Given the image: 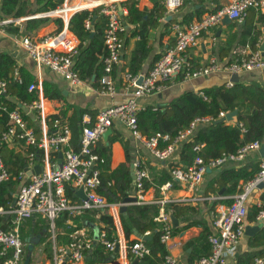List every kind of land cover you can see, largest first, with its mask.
I'll use <instances>...</instances> for the list:
<instances>
[{
  "label": "built area",
  "instance_id": "1",
  "mask_svg": "<svg viewBox=\"0 0 264 264\" xmlns=\"http://www.w3.org/2000/svg\"><path fill=\"white\" fill-rule=\"evenodd\" d=\"M126 0H62L55 8L37 12L31 17H58L62 21L59 30L33 38L23 35L19 45L36 62L39 67H47L62 75L71 85L81 83V78L74 68V57L78 52L79 39L69 30V20L73 14L80 11L98 10L105 19L103 30V45L105 53L102 56L103 73L100 77L102 89L110 96H114L116 90L112 79L114 66L120 61L124 40L122 33L125 30L122 15L124 13L123 3ZM166 7L172 11L180 6L181 0H164ZM1 3V0H0ZM256 7L264 9V0H231V2L218 10L207 11L199 19L188 24L174 22L171 27L175 34L174 43L167 47L160 57L143 78L140 84L136 83L137 76L127 73L125 78L132 85L129 98L120 103L112 104L97 112L92 119L87 113L81 116V134L79 149L72 150L69 147L70 130L67 124L59 119H54L57 132L52 135H44L36 138L32 128L27 126L20 110L14 108L8 112L7 128L1 133V139L8 144L21 140L25 145L32 148L49 151L63 149V161L58 166L42 168L39 172L33 170H21L18 173L11 172L0 157V183L10 180L24 182L16 192L14 203L8 210L0 206V216L11 215L8 229L0 227V256L3 260L0 264H22L26 252L24 243L20 236L22 221L32 218L39 213L49 222L51 229L54 228L55 219L63 210L80 213L85 208H101L107 206L112 212V218L119 224L118 208L122 203L108 202L106 197L99 193L98 188L101 180L99 177V166L104 164L105 158L100 156L94 149L95 143L102 137L111 126L114 119L120 120L131 132L134 139L148 148L151 154L158 160H165L174 152L177 144L189 137L195 127L204 122L214 120L212 116H196L188 126L176 135L165 147H159V140H168L169 135L155 134L147 136L143 134L137 125L138 113L145 108L139 102V98L157 93L163 87L164 82L171 81L177 74L183 71V78H195L206 76L212 72H225L227 75L239 74L243 71L264 70V48L255 50L250 55L242 58L235 57L232 61L222 67L211 60L210 63L197 69H192L187 57V49L198 44L202 33L220 22L224 15L232 20L241 21L246 15L247 9ZM24 17L15 16L0 19V27L8 24H18ZM84 28H92V19L89 15L84 20ZM13 78L17 82L22 79L18 68H14ZM9 80L0 78V94H6ZM227 86L233 82L227 81ZM38 86L31 82L27 89L33 91ZM32 109L43 110L42 100H33L28 104ZM4 110L5 107H0ZM224 111L218 116L223 118ZM241 126V124H240ZM241 130L244 127L241 126ZM258 140L245 142L235 153H222L215 158L204 160L200 155L195 156L192 164L183 167L175 165L170 169L172 179L185 183L190 187L202 182L204 174L208 169L220 167L228 160H241L250 152L259 149ZM201 144H195L193 149L198 151ZM31 159L34 153L30 154ZM133 193L136 204L158 203V214L155 220L161 225L160 242L164 245L172 237V220L163 208L164 199L146 198L145 180L149 179L147 169L142 165L140 159L133 162ZM70 184L74 191L80 187L83 189L85 199L77 206L69 203L66 194V186ZM264 191V160L259 163L257 172L251 179L246 181L241 190L233 197L231 204L218 206L214 217V232L209 235L211 251L208 255H202L194 259L192 264H227L226 258L245 233V216L247 213L246 201L253 189L259 188ZM172 186L171 181H166L160 188L162 191ZM260 204V203H259ZM264 218V209L257 213V220ZM149 232H145L148 234ZM72 240L63 245H54L53 260L55 264H91L86 262V255L93 246V239L83 229L74 230L71 233ZM96 240L107 251H114L117 247V256L114 259L99 264H132V260L143 259L151 254V248L140 238L126 241L123 234L109 238L105 230H100ZM161 264H183L179 257L167 252L162 256ZM254 264H264V257L254 259Z\"/></svg>",
  "mask_w": 264,
  "mask_h": 264
},
{
  "label": "crops",
  "instance_id": "2",
  "mask_svg": "<svg viewBox=\"0 0 264 264\" xmlns=\"http://www.w3.org/2000/svg\"><path fill=\"white\" fill-rule=\"evenodd\" d=\"M29 1L31 2V4H33L34 2V0H29ZM135 2L137 8L140 11H144V10L149 11L153 9L154 4L156 2L159 3L163 2L165 4L164 0H135ZM230 2L231 0H203L201 5L194 6L193 3L190 1L184 3V0H181L180 6L177 7L176 10H172V11H170L165 5L166 7L165 15L159 18L157 20V23L150 26L148 29L146 44H145V48L146 47L148 48V53L145 59L143 60L141 67L138 68L136 74H131L128 71V69H129L130 58L138 48L139 36L131 34L134 25H130L127 23L128 9L123 3L124 13L122 15V18L124 21L125 30L122 33V37L124 40V47H123L121 59L114 66L111 75L116 90L114 96H110L106 92H104L101 85L97 87L94 84L93 79L95 74H93L90 77V79H81V83L77 85H71L68 82V80H66L62 75L50 70L47 67H39L36 64V62L23 50V48H21V46L17 42L23 35H30L33 38H40L43 35L59 30L62 26V21L60 18L48 17V20L43 24L39 25L38 27L33 29L32 28L27 29L25 21L28 18H31V16L30 15L22 16L24 17V19L20 23L15 24L17 26H14L17 27L16 33L7 31L5 29L6 25L0 27V52H10L12 56L16 58L18 68H24L34 77V81L31 82L36 83V85L38 86L35 89L37 91L38 97L33 100L43 101V110L41 111L38 109H32L28 107V104L33 100L30 102L20 103L18 110H20L23 118L26 120L27 126L32 128L36 138H40L44 135H52L58 131L57 128L54 126V122H53L54 119H59L62 123L67 124L70 130L69 147L72 150L75 151L78 150L81 127H82V123H81L82 114L87 113L93 119L99 110L107 106H110L112 104H120L126 101L129 98L133 88L132 85L129 84V81H127V79L125 78V75L129 73L132 76H137L136 78L138 80L140 76L146 74L149 71V69L153 66L154 62L160 57L163 51L174 43L175 34L171 27V25L174 22H179L180 24L185 25L186 23L182 21L184 14L191 13L193 15L191 21H193L199 19L205 12L218 10L220 8L227 6ZM249 9L253 11L254 14L255 32H258L257 35L258 43L256 50H259L261 48V45L264 43V9L250 7L247 9V11ZM196 16H198V18ZM8 17H12V16H8ZM8 17H2V18H8ZM244 18L241 21L231 19L232 21L229 24H227L222 22L223 20L222 17L219 23L211 27L209 30L203 32L198 44L195 46H191L187 49V57L191 64L192 69L203 67L208 63H210L211 60H214L215 63L224 67L228 65L233 58L246 57L250 55L252 52H254L255 50H252L249 45V39L251 36L254 35V32L250 36H247V34L244 33ZM70 31L72 34L78 37L72 30ZM88 31L92 32L93 27ZM79 45H80V39L78 44V52L74 57V68L77 70V72H78V68H76V61L80 53ZM103 50L105 53L104 45H103ZM103 54L100 56L101 62H102ZM99 71L100 74L102 75L103 65ZM180 74H182L181 78L179 77ZM238 77H239L238 81L248 82L251 80H256L264 84V70L243 71L242 73L238 74ZM230 78L231 75L229 76L225 72H212L206 76L184 79L183 71H182L179 74H177L176 77H174L171 81L164 82L163 87L159 92L151 94L149 96L141 97L139 98V102L144 106L152 105L155 107L156 105H162L164 103L169 102L171 99L182 94L185 91L197 92L203 87L217 86L222 83H225V85L227 86L226 83L228 80H230ZM43 82L50 83L52 87L56 90V93L59 94V96L56 98L44 97L42 91ZM224 112L227 114L230 111H224ZM225 116L223 117L224 119L220 121H225L228 124H234L236 122V115L231 120L226 119ZM219 119H221V117L217 116L211 122H216V120ZM205 123H209V122H204L200 124H205ZM109 128L111 129V132L105 136H102L95 143V147H94L95 151L99 155L100 154L102 155L104 153L103 148L109 146L110 155H109V160L107 162L108 171L115 170L122 163H124L126 161V156H127L126 153L128 152L129 156L131 157L129 163V171H130V164L135 159H140L142 165L148 171L149 179L147 181L150 183V186L147 188L145 187L146 198H150V199L154 198V200L164 199V201L167 202L168 201L188 202V204L190 203L189 205L192 206L193 208L192 210L187 211L185 213V216L181 217L180 219H177L178 220L177 226L172 225V228L179 227V230L176 233H172V237L170 238L168 243L164 245L165 250L179 257V259L182 261L183 264H192L195 258L194 259L191 258L192 247L189 246L188 243L195 241L200 236V234L204 230V226L207 227L210 231V234H212L215 231L213 226V217L216 210L218 209V206L228 205L221 202H217L215 205H213V201L215 199L233 198L234 195L241 190L243 184L245 183V181L241 180L239 182V190L233 195H227V194L223 195L224 188H222L216 194H210L209 196H205V191L208 182L212 178L217 176V174H219V172L223 168H239L244 165L251 166L252 164L256 163L258 170L259 163L264 160V151L261 149V146L259 149L254 150L249 154H247L241 160H228L220 167L209 169V171H206V173L204 174L202 182H200L196 186L190 187L185 183L176 181L173 183V185L170 188H168L165 191H162L160 186L163 183L161 185H157V181L162 177L164 170L165 171L169 170L170 164L183 166V163H181L179 160L180 150H181L180 145L184 141L190 140L191 135L177 144L174 152L171 154L170 157H168L165 160H158L151 154L148 148H146L142 143H140L139 141L133 138L130 130L120 120L114 119ZM244 130L241 131L243 132ZM111 136L116 137V139H114L112 142H110ZM258 141L260 142L261 145L264 144L263 140L262 141L258 140ZM8 145L10 147H14L16 150H21L23 147H31L25 145L24 142L21 140H18L13 144H8ZM201 145L203 146V144ZM63 155H64L63 149L54 150L52 148H49V151L42 150L40 157H37L36 159L30 158L31 160L24 167L23 171L27 170L28 168V170H33V172H35L34 167L36 165L40 166V170L42 168L46 169L47 167L50 166H58L63 161ZM257 170L255 171V173L257 172ZM11 181H16V180H11ZM16 182H18V184L14 192V200H15L16 192L19 189L20 185L24 182V179L20 181L18 180ZM133 183L134 182L132 179V190L128 194V196H130L133 193ZM68 186L71 187V185L67 184L66 194H67ZM68 199L70 205L72 206H77L82 201V197L79 194H77V192L72 197L68 196ZM123 200L117 202L122 203V205L125 204L126 208L129 204H136L135 202L124 203ZM115 201H111V202H115ZM152 203L154 202L145 203V204H152ZM261 206H264V191L261 189L260 186L259 188L253 189L248 195L246 201L247 213L245 216V228L247 226H249L250 228L258 226V228L254 230L251 235L244 233L238 245L235 247L232 253L227 256L226 258L227 264H236V258L239 254H242L249 250H254V248H250L248 246V242L252 236L258 233V230L262 227V225H264V218L261 221L257 220V213L261 209L260 208ZM258 208L260 209L256 212L254 219H250L249 216L251 214L252 209H258ZM122 212H120L118 208V217L119 214ZM109 213L110 215H112L110 209H109ZM168 214L170 215V213ZM10 219H11V215L7 217L6 220H4L6 222L7 229L9 228L10 225ZM188 220L200 222V224L191 225L187 228H182L184 224L187 223ZM57 221H58V217L55 219L54 228L51 229L49 226V222L45 219V217L37 213L32 218H28L22 221L20 227V236L22 234H26L28 236L27 238L29 239L30 238L32 239V237L35 236L40 241L42 240L43 232H45V227L48 225V227L52 230V234H53V239L51 241L52 243L51 264H55L53 260L54 245L58 246V245L67 244L68 239L66 238L67 237L71 238L70 235L73 232L72 231L67 235L65 229L62 226H60V224L56 225ZM65 224L66 227L68 228L69 226L72 225V222L70 219H67L65 221ZM114 224L116 225L115 237L118 234H123L124 236V233L121 228L120 217H119V224H116L115 222ZM94 225L102 226L103 224L100 222H96ZM78 229H83L87 233V235L93 239V242L96 240L97 234L94 233L92 235L91 228L80 227ZM145 232H149V233L145 234ZM145 232L143 236L137 235L136 232H133L129 236L128 242L140 237L144 240V242L146 239L151 240L152 236L150 235V231H145ZM37 233H40L41 236L40 237L37 236ZM114 253L116 254L117 251L114 250ZM150 256L154 258V255H152V253L149 255V257ZM31 260H32V251H31ZM47 261L50 264V258L48 257L47 260L46 257L43 256L42 258H40V262L38 264H46ZM99 263L102 262H97L93 264H99ZM145 263H146V259L144 261H142V259L138 260V264H145ZM158 264H161V259L158 260Z\"/></svg>",
  "mask_w": 264,
  "mask_h": 264
},
{
  "label": "trees",
  "instance_id": "3",
  "mask_svg": "<svg viewBox=\"0 0 264 264\" xmlns=\"http://www.w3.org/2000/svg\"><path fill=\"white\" fill-rule=\"evenodd\" d=\"M62 0H34L33 4L29 0H1L0 3V18L8 16H29L36 12H43L55 8ZM190 1L193 5H201L203 0H184V3ZM128 9L127 23L134 25L132 33L139 36V43L136 52L131 56L129 61L128 71L131 74H136L141 67L143 60L147 56L148 48H145L146 37L150 26L157 23V20L165 15L166 7L163 2H156L154 8L149 11H140L135 0H126L124 2ZM91 15L93 20V31H88L84 28V20ZM146 16V18H145ZM192 14L186 13L183 20L188 24L192 20ZM198 18V16H196ZM48 20V17H31L26 22L27 29H33L43 24ZM254 14L250 9L244 18V33L250 36L249 45L252 50L257 49L258 32H255ZM15 24H8L5 29L9 32H17ZM105 27V19L99 14L98 10L80 11L70 18L69 29L72 30L80 39V53L76 61V68L81 79H90L94 76V84L99 87L100 83V68L102 62L100 56L104 53L103 50V29ZM18 68L16 58L10 52H0V78L9 80V87L6 94H0V157L6 167L13 173H18L31 160L30 154L33 152L34 157H40L41 151L37 148L23 147L21 150H16L10 147L8 143L1 139V133L7 128L8 112L14 108H18L22 102H30L38 97L37 91H28L27 87L34 77L24 68H18L22 81L19 83L13 78L14 68ZM195 69V68H193ZM182 77V74L179 75ZM97 81V84H96ZM42 91L44 97L56 98L59 94L50 83L43 82ZM201 92V93H200ZM237 109L236 122L228 124L225 121L209 122L198 125L191 134L190 140L181 143L180 162L183 166L192 164L195 156L200 155L207 160L215 158L222 153H235L245 142L252 140L264 141V84L251 80L248 82L237 81L230 87L225 83L217 86H207L199 91H185L182 94L174 97L169 102L162 105L145 106L137 116L138 129L145 135L151 136L155 134L169 135L168 140H159V147H165L171 140L183 131L190 121L196 116L209 115L216 118L220 111H231ZM244 131H241V126ZM116 139L115 136L110 137V142ZM195 144H203L198 151L193 149ZM102 157L105 158L104 164L100 166V186L99 193L106 196L108 201H122L132 190V179L129 171V163L131 157L127 152L126 161L117 169L108 171L107 162L109 160V146L103 148ZM175 164L169 165L168 171H163L162 177L157 181V185H161L167 180L172 181L170 169ZM257 170V164L251 166L244 165L239 168H223L217 176L212 178L207 185L205 196L216 194L220 189L224 188L223 195H233L239 190V182L241 180L248 181L251 179ZM18 182L5 181L0 183V206L4 210L12 207L14 201V192ZM144 186L147 188L150 183L145 180ZM76 191L70 186L67 188V195L72 197ZM233 198L215 199L213 205L217 202L231 204ZM190 204V203H189ZM188 202L164 201L163 208L165 212L170 213L171 217L180 219L185 216V213L192 210V206ZM261 209L264 206L260 207ZM252 209L250 219H254L256 212L260 209ZM159 205L152 204H129L125 211L119 214L121 228L125 239L129 241V236L136 232L137 235H144L145 231H150L151 240L146 239L145 242L151 248V253L154 258L147 256L145 264H158V260H162V256L167 253L164 244L160 242L161 225L154 218L158 214ZM98 215V216H97ZM7 214L0 216V227L7 229L6 218ZM70 219L72 225L66 227L65 221ZM96 222L103 225L95 226ZM60 224L67 235L80 227L91 228L92 235H98L100 230H105L109 238L115 237L116 225L112 215L109 213L107 206L101 208H85L80 213H74L70 210H63L58 216L56 225ZM200 224V222L188 220L182 228H187L191 225ZM179 227H173L172 233H176ZM210 231L204 226L200 236L191 243L192 247L191 258H196L202 255H208L211 251V244L208 241ZM40 237L41 234L37 233ZM23 243L31 242L26 234H22ZM69 243L72 238H66ZM248 246L254 250L246 251L239 254L236 258V264H254V259L264 256V225L258 230L254 236L249 239ZM25 252L27 253V247ZM158 254V255H157ZM117 254L114 251L105 250L97 240L93 242L92 249L86 255L87 263L105 262L114 259ZM3 257L0 256V263Z\"/></svg>",
  "mask_w": 264,
  "mask_h": 264
},
{
  "label": "water",
  "instance_id": "4",
  "mask_svg": "<svg viewBox=\"0 0 264 264\" xmlns=\"http://www.w3.org/2000/svg\"><path fill=\"white\" fill-rule=\"evenodd\" d=\"M95 17H96V15L93 16V19ZM231 21L232 20L227 15H224L222 22L229 24ZM263 48H264V43L261 45V48L260 49L262 50ZM142 78H143V76H140L139 77V79L137 80V84H140L141 83ZM238 79H239L238 74H232L231 75V78H230L231 81L237 82ZM236 113H237V109L232 110V111H230V112H228L226 114L225 118L231 120L236 115ZM223 119L224 118H221V119L216 120V121H220V120H223ZM110 132H111V129L108 128L106 130V132L102 136H105V135L109 134ZM261 149L264 151V144L261 145ZM34 170H35V172H39L40 171V166L39 165H36L34 167ZM207 171H209V169ZM130 172H131L132 179L134 180L133 164L132 163L130 164ZM259 186H262V184H260ZM76 192H77V194H79L82 197V200L85 199V194H84L83 189L81 187ZM123 202L124 203H127V202H135V197L132 196V195L127 196V197L124 198ZM125 209H126V205L125 204H123V205H121L119 207V211L120 212L124 211ZM171 220H172V225L173 226H177L178 220L176 218H174V217H171ZM257 228H258V226L251 227V228L249 226H247L245 228V234L251 235L253 233V231L256 230ZM96 238H97V235H96ZM28 240H29V238H28ZM117 249L118 248L116 247L115 248V251H117ZM31 250H32V243L30 242L28 244V246H27V253H26L25 259H24V261H23L22 264H30V261H31ZM131 263L132 264H138V260L137 259H134V260H132Z\"/></svg>",
  "mask_w": 264,
  "mask_h": 264
},
{
  "label": "rangeland",
  "instance_id": "5",
  "mask_svg": "<svg viewBox=\"0 0 264 264\" xmlns=\"http://www.w3.org/2000/svg\"><path fill=\"white\" fill-rule=\"evenodd\" d=\"M38 236V235H37ZM53 234L52 230L48 227V225L45 227V232L42 234V240L39 241L38 238L35 236L32 237L31 243H32V260L30 264H38L40 262V258L43 256L46 257L48 260V257L50 258V264H51V257H52V241ZM28 242L24 243V249L26 250V247L28 246ZM42 256V257H41ZM46 264H49L48 261Z\"/></svg>",
  "mask_w": 264,
  "mask_h": 264
}]
</instances>
